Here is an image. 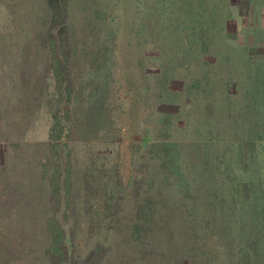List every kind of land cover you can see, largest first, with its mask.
I'll list each match as a JSON object with an SVG mask.
<instances>
[{
	"label": "rangeland",
	"instance_id": "rangeland-1",
	"mask_svg": "<svg viewBox=\"0 0 264 264\" xmlns=\"http://www.w3.org/2000/svg\"><path fill=\"white\" fill-rule=\"evenodd\" d=\"M172 1L160 9L153 8L152 0H117L118 17L107 28L111 40L90 55L88 65L85 60L82 73L77 74L75 139L120 140L109 147L106 142L95 145L112 148L108 174L116 184L125 186L130 173L141 178L146 171L152 179L163 172L171 175L173 182L165 191L177 219H172L175 224L162 221L154 230L179 235L181 243L193 226L198 249L189 264H264V226L257 213L237 220L218 211L222 205L227 208L233 196L228 194L224 172H216L217 159L211 156L216 151L211 128L216 119H224L220 111L224 116L227 93L237 84H261L264 77V0H196L195 5L194 0ZM24 2L25 7L19 6L23 11L17 8L8 19L1 17L8 0H0V29L9 23L31 28L30 22L42 9H35L36 0ZM198 4L202 6L197 8ZM8 39L12 44L18 41ZM15 50L13 60L0 66V117L8 115L5 135L21 143L9 148L10 174L0 177V231L15 259L21 256L37 264L35 253L44 244L46 200L41 162L48 152L49 119L42 110L51 87L46 54L30 58ZM204 191L213 200L208 212L214 219L211 225L201 219L207 212L200 202ZM181 194L187 200H179ZM118 201L115 206L122 203L121 209L100 228L102 215L97 218L94 212L89 219L94 228L87 232L91 242L114 239L110 257L123 248L120 244L136 213V202L129 195ZM160 212L163 216L166 211ZM154 254L152 264H168V251L160 248Z\"/></svg>",
	"mask_w": 264,
	"mask_h": 264
},
{
	"label": "trees",
	"instance_id": "trees-1",
	"mask_svg": "<svg viewBox=\"0 0 264 264\" xmlns=\"http://www.w3.org/2000/svg\"><path fill=\"white\" fill-rule=\"evenodd\" d=\"M152 1L155 3L153 8L159 6L160 9L167 8V4L173 2L172 0ZM199 1L202 3L203 0ZM36 2L35 9H42V13L34 18L35 22H30V29L20 28L13 23L0 29V66L4 62L13 60L14 48L17 54L30 58H33L32 54L40 52H44L48 58L47 74L51 89L48 98L43 101L42 110L43 115L49 119L45 127L48 152L41 162V179L44 180V184L46 182L44 244L35 253L36 263L152 264L155 250L160 248L170 253L168 264H189L190 261H195L198 247L194 239L193 226L191 232L186 231L184 240L181 235L183 240L181 243L178 241L179 235L167 231L158 234L154 230L155 227H161L162 221L170 220L168 223L175 224L172 219H177L171 214L173 206L169 204L167 191H165L166 187L173 182L171 175L163 172L157 179H152L146 171L141 178L130 173L125 186H122L120 182L116 184L108 174L110 158L108 155L112 148L105 150L104 145H100L96 149L95 145L106 142L109 147L112 143L118 144L120 140L112 137L107 141H102L100 138L89 140L83 138L78 142L75 139L77 127L73 102L76 96L77 74L82 73L80 71L84 64L88 65L87 63L92 59L90 55L111 40L107 28L118 17L117 0H36ZM195 2L196 0L194 5ZM22 4L25 7L24 0H8V9L1 12L3 14L1 17L10 19L9 16L17 8L22 10L19 7ZM201 6L198 4L197 8ZM8 38H16L18 41L12 44ZM85 60L87 61L84 63ZM260 83L264 85V77ZM37 109L41 111L40 106ZM6 116L0 117L1 178L2 176L6 178L10 174L9 148L11 145L20 146L21 143L14 136L5 135L7 128L4 119H8ZM143 138L146 143L148 137ZM192 140L196 142L195 138ZM195 142L189 141L196 145ZM167 161L168 157L164 156L162 163L166 164ZM187 180L190 182L189 179ZM142 184L143 189H141ZM87 192L93 195L94 200L89 198ZM128 195L136 202L134 222L127 237L122 239L120 246L122 245L123 248L118 249L114 256L110 257L114 239L106 241L101 237L91 242L92 236H87V232L89 233L94 227L89 219L94 212L97 218L102 215L98 219L100 224L97 225L100 228L106 224L107 217H111L117 209H121L122 203L115 206L118 200L122 202ZM222 196L224 195H220ZM187 197L181 194L179 200ZM195 197L196 192L193 191L194 205H196ZM211 197V194L206 191L200 196L201 207L204 212L207 211L201 219L205 221V224L210 225V221L214 220L210 213L208 214L213 205ZM170 200H172L171 197ZM99 209L102 212H99ZM162 209L166 211L163 216L160 212ZM15 211L19 212L20 209ZM218 211L223 212L224 215L226 212L231 214L229 207L226 208L223 205ZM12 215L11 213L6 216L8 220ZM16 216L21 221L19 213H16ZM70 217L74 218L71 222H69ZM227 217L229 218L230 215ZM207 234L209 235V232ZM100 235L103 234L100 233ZM6 240L8 238L4 237V231H0V264H34L21 256L15 259L13 257L15 253ZM172 251L174 253H171Z\"/></svg>",
	"mask_w": 264,
	"mask_h": 264
},
{
	"label": "crops",
	"instance_id": "crops-1",
	"mask_svg": "<svg viewBox=\"0 0 264 264\" xmlns=\"http://www.w3.org/2000/svg\"><path fill=\"white\" fill-rule=\"evenodd\" d=\"M226 96L224 116L220 111V118L224 119H216V125L211 128L217 149L215 153L211 151V156L217 159L216 172H224L228 194L233 196L227 201L232 214L229 218L245 220L249 214V218H253L256 212L259 224L263 227L264 85L237 84ZM211 166L213 173L215 168ZM239 202L243 205L241 208L237 207Z\"/></svg>",
	"mask_w": 264,
	"mask_h": 264
}]
</instances>
